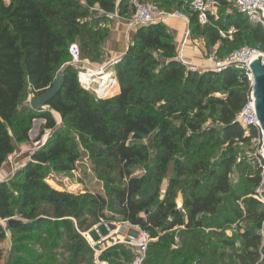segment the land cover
<instances>
[{
    "label": "trees",
    "instance_id": "1",
    "mask_svg": "<svg viewBox=\"0 0 264 264\" xmlns=\"http://www.w3.org/2000/svg\"><path fill=\"white\" fill-rule=\"evenodd\" d=\"M191 1L184 4L180 0L179 4L185 8ZM220 1L219 20L212 18L202 26L196 14L190 17L192 35L204 34L211 46H218L221 57L246 44L264 51L263 26L235 9L227 14L231 2ZM98 2L112 9L106 0ZM78 6L73 0H0V171L16 145L30 141L35 119L43 118L45 128L53 131L13 180L0 182V219L12 218L16 210L23 218L15 229L7 226L18 236V243L12 244L16 252L13 264H33L28 260L33 257L32 250L23 241L50 225L58 232L63 230L69 240L73 264H83L91 250L75 230L74 220L80 230L91 229L87 236L93 242L107 240L118 231L115 224L102 221L129 222L148 232L158 240L150 244L144 264H177L181 255L190 261L202 245L197 230L247 221L255 225L243 232L241 223L233 228H239L243 242L242 251L236 254L238 264H264V201L255 191L237 195L231 180L237 166L248 184L260 186L264 159L244 157L239 161L235 149L216 164L204 156L207 149L250 145L260 137L258 128L250 126L247 133L237 121L253 90L247 73L235 66L222 71L191 69L177 58L174 36L167 25L157 22L137 29L127 54L115 66L120 91L111 98H99L80 85L77 70L66 63L71 57L70 45L76 40L82 43L87 58L101 56L109 31L80 20L88 11ZM173 10L177 9L166 11ZM120 11L121 16H128ZM230 25L238 32L232 39L223 38L219 30ZM59 74L65 76L62 92L48 110H34L27 101L30 94L48 90ZM56 115L64 127L58 128ZM209 118L213 125H207ZM71 129L83 142L95 146L109 170L117 172L118 180L108 185V197L77 195L47 182L49 169L72 171L81 157L66 134ZM151 135L157 147L153 176H133L131 167L149 161V146L142 141ZM171 164L174 176L162 194L161 185ZM179 189L182 207L177 204ZM230 199L234 206L229 205ZM99 226H106L109 233L94 240L90 232L94 228L99 231ZM176 228L190 237L182 249L173 250L166 233ZM6 239L7 229L0 222V245ZM116 249L104 251L101 259L121 260L124 255L126 262L133 260L131 249L122 250V254ZM3 257L0 246V264Z\"/></svg>",
    "mask_w": 264,
    "mask_h": 264
},
{
    "label": "rangeland",
    "instance_id": "2",
    "mask_svg": "<svg viewBox=\"0 0 264 264\" xmlns=\"http://www.w3.org/2000/svg\"><path fill=\"white\" fill-rule=\"evenodd\" d=\"M9 3L11 0H5ZM109 6H112V9H107L101 6L98 0H73V2L78 3V7H82V10L88 11V16L86 18H81L80 20H84L89 23V25L101 28L102 30L109 31L107 27L113 20L120 14V10L125 12L129 17L130 21L134 17V9L132 6V0H106ZM148 2L154 3L158 7L165 8L164 10H172V9H184L183 5L181 6L180 0H145ZM184 4L187 0H183ZM231 2V0H228ZM233 11V4L229 7ZM162 9V8H161ZM109 21V23H108ZM129 21V23H130ZM104 23V25L102 24ZM128 23V24H129ZM195 39H202L203 44L207 49V54H205L203 58L202 64H198V71L207 70L210 67V62L208 61L211 52H218V46H211L207 38L204 34H197L194 36ZM74 43L78 44L82 50V60L84 63H87V67L94 70L92 67H100L105 68L110 74L115 76V66L119 64L122 58L127 54V52L119 58L117 61L111 60L107 56V51L104 46H102L103 54L101 56L95 57L93 59H89L83 53V45L79 40H76ZM72 43V44H74ZM132 43V40H131ZM130 43V44H131ZM247 45V44H246ZM245 46V45H243ZM241 46V47H243ZM249 46V45H248ZM239 47V48H241ZM223 54V53H222ZM217 56L220 58L221 55ZM156 57L159 58V54H156ZM70 61L71 57L68 58ZM70 61L66 64H70ZM64 64L60 69L62 70ZM205 67V69H203ZM78 74V79L80 78V68L75 67ZM117 81V79H116ZM99 83H94L90 92L94 93L98 97L97 90L99 89ZM116 84H113L111 88H114ZM109 96L107 98H111ZM30 100V96L28 98V102ZM58 121V128L64 127L63 120L56 115ZM46 121L43 118H37L33 121L30 130V141L24 144H17L16 150L11 158L7 161L8 166H12L10 178L7 180H13L15 178V173L22 168L27 161V158L32 156V153L42 147L44 143L50 138L53 131L51 129L45 128ZM214 122L211 118L208 119L207 125H213ZM220 126V125H217ZM66 134L70 136L72 143H74L80 151L81 157L77 161L75 169L72 171L62 172L55 169H49L47 171V182L53 187L60 190H67L73 192L77 195L88 196L91 194H103L108 197L107 188L110 186L111 180H118V174L115 171L109 170L105 164L102 156H98V150L95 146L87 144L83 142L78 136V134L72 129L67 131ZM40 138V140H38ZM142 142H145L149 146L150 158L147 163L139 162L133 167H131V171L133 176H146L151 175V170L156 168L157 163V147L153 138V135L145 138ZM27 148V149H26ZM235 149L236 156L240 159L242 158H254L261 157L264 159V150L262 148V142L259 138H256L252 141L250 145L244 144H235L232 149L227 145H220L217 147H213L207 149L204 152V156L208 157L209 162L211 164H216L220 162L228 153L233 152ZM261 163V159H259ZM234 173L231 177L232 183L236 188L237 195H243L244 192H257L256 197L264 200L263 192H264V180L260 186H255L253 184H248L245 181L243 176L242 168L234 166ZM264 175V170L263 173ZM174 176L173 164L170 165L169 171L164 178V181L161 185L162 194L166 192L168 189L170 179ZM20 180V179H16ZM114 184V183H113ZM112 184V185H113ZM183 186V184L181 185ZM250 195V193L248 194ZM233 200L230 199L228 202L229 205L234 206ZM178 207L183 206V192L182 190H178V198H177ZM238 204H242L239 202ZM109 212V211H107ZM12 218L22 220L23 218L18 214V210L15 211V216ZM106 222V221H102ZM101 222V223H102ZM115 224L117 226V233L113 236L109 237L107 240L102 243H96L95 245H91V243L87 238V231H82L78 228L77 223L74 220V228L77 230L79 234L82 235L84 241L89 246L91 252L87 255L86 260L83 264H97V252L100 250H104L106 252L111 251L114 248L117 252L122 254V250H129L128 246L123 242L129 239V236L132 232L131 229L134 228L129 222L118 221V222H109ZM242 224V232L246 227L254 226V223L238 221L236 223L225 225L222 229H207V230H197L199 232L201 238V244L198 245L199 254H191L190 256L192 260L184 261L183 255L178 260L177 264H209L211 261L219 260L221 264H225L228 261H231L232 264H238L236 254L242 251V239L240 236L241 231L236 227V230L233 228ZM5 227L8 226L6 222L2 223ZM236 231V232H235ZM261 232L264 235V224ZM109 233V229L106 226H99V231L95 228L90 232L91 237L95 239H101V234L105 235ZM35 236L31 240H24L26 246L32 250L33 257H29V261L33 264H73L72 253L69 251V240L64 234L63 230L55 229L52 225L47 226V229L44 231H35ZM166 235L172 239L173 245L171 248L173 250L182 249L184 246V241L187 240L190 236L185 235L182 232V229L176 228L174 230L169 231ZM87 236V237H86ZM163 236V234H161ZM18 236L14 235L11 231L7 234V239L0 246L4 250V257L1 261V264H13L16 258V252L13 250L12 244L18 243ZM158 239H153V242H156ZM228 241V242H227ZM103 251V252H104ZM100 260L101 256H100ZM127 256L121 255V260H116L115 258L107 259L106 264H129L130 262H126Z\"/></svg>",
    "mask_w": 264,
    "mask_h": 264
},
{
    "label": "built area",
    "instance_id": "3",
    "mask_svg": "<svg viewBox=\"0 0 264 264\" xmlns=\"http://www.w3.org/2000/svg\"><path fill=\"white\" fill-rule=\"evenodd\" d=\"M231 2L234 6L233 9L244 14L251 22L260 24L264 28V0H231ZM186 5L187 6L183 10L177 9L173 11H166L156 6L152 2H148L145 0H132L134 17L133 19H131L129 23V27L137 28L138 26H146L157 22L163 23L168 18H176L178 20L188 23L190 17L193 14L197 15L198 22L200 23V25L205 26L211 22L212 18L214 20L220 19L221 17L220 10L223 7L220 0H192L191 2H188ZM231 12L232 9L230 8L226 9L227 14H230ZM219 32L223 38L232 39L234 34L238 32V29L236 28V26L230 25L227 29H220ZM184 34L186 37H188L190 35V31L187 30ZM177 50H178L177 58L182 63L189 66L191 69L199 70L197 65H192L190 63H187L185 59L184 42L181 43V45L177 48ZM69 53L72 59L70 61V65L80 68V78H79L80 85L84 89L90 91L93 87L94 82L89 81L86 78H83L82 76L81 69H85L86 67L83 64L84 62L82 60L81 48L76 43L71 44L69 48ZM260 56H264L263 50L248 45L238 48L232 51L231 53L220 58L217 56V53L214 51L210 53V57L208 61L210 62L211 65L207 69L222 71L232 66L242 69L247 73L253 89L254 79L250 66L252 62L255 59L259 58ZM117 60L118 59L114 61ZM203 69H205V67ZM101 70H105V67L101 68ZM113 84H116V78L115 76H113V74H110V80L108 82L102 81V83L98 85L99 86V89L97 90L98 97L99 98L109 97L112 90L111 86ZM237 121L243 126V128L246 129L247 133H249L250 126H255L256 128H258L260 132L259 139L262 142V148L264 150V135L255 108V99L253 97V90L250 94L247 104L244 106L243 110L238 114ZM7 220L8 219L5 220L0 219V222L7 223ZM105 223H109V222H105ZM5 228L7 229V234L10 233V230L7 227ZM131 230L132 233L128 235L129 239L123 242L128 246L129 249L132 250V253L134 255L133 260L129 264H144V261L147 257L149 246L153 242V238H151L148 232L143 231L141 228L137 226H134V228ZM90 242L93 243L91 244L93 246L96 243L100 244L103 241L99 240L97 242H93V241ZM103 251L104 250L101 251L99 250L97 252V259H98L97 264L107 263L103 260H100V256L103 253Z\"/></svg>",
    "mask_w": 264,
    "mask_h": 264
},
{
    "label": "crops",
    "instance_id": "4",
    "mask_svg": "<svg viewBox=\"0 0 264 264\" xmlns=\"http://www.w3.org/2000/svg\"><path fill=\"white\" fill-rule=\"evenodd\" d=\"M118 16L119 17L112 19L113 21L107 26L109 28V35L104 44V48L107 51V56L111 60L119 59L127 52L131 40L133 39L138 28L129 27V16H121L120 14H118ZM163 23L167 25L169 31L173 34L177 48L181 45L182 42L185 43V59L187 63L197 66L198 64H202L203 58L205 54H207V49L205 47V44H203L204 42L202 39H195L192 35L190 20L187 23L176 18H168ZM187 30L190 31V35L188 37H186L184 34ZM83 64L86 68H88L87 63ZM92 68H94V70H101L100 67ZM119 91L120 87L118 81H116V86L113 90H111L110 96H114ZM32 95L33 94H30V98L32 97ZM30 159L31 156L27 158V161L25 163H27ZM11 168L12 166H8V163L6 162L2 170L0 171V182L7 181L10 178ZM89 231H87V233Z\"/></svg>",
    "mask_w": 264,
    "mask_h": 264
},
{
    "label": "water",
    "instance_id": "5",
    "mask_svg": "<svg viewBox=\"0 0 264 264\" xmlns=\"http://www.w3.org/2000/svg\"><path fill=\"white\" fill-rule=\"evenodd\" d=\"M140 27L142 26H138V28ZM250 68L254 79L253 97L255 99V108L264 135V56H260L255 59ZM64 84L65 76L63 74H59L56 77L54 84L48 90L39 95H32L29 100L31 107L36 111L48 110L50 108L49 104L51 101L62 92ZM21 223L22 222L20 220L15 218H9L7 220V224L10 229H15Z\"/></svg>",
    "mask_w": 264,
    "mask_h": 264
},
{
    "label": "bare ground",
    "instance_id": "6",
    "mask_svg": "<svg viewBox=\"0 0 264 264\" xmlns=\"http://www.w3.org/2000/svg\"><path fill=\"white\" fill-rule=\"evenodd\" d=\"M81 72L83 78H86L87 80L92 81L94 83L101 84L102 81L108 82L110 80V74L105 70H89L85 68V69H81Z\"/></svg>",
    "mask_w": 264,
    "mask_h": 264
}]
</instances>
